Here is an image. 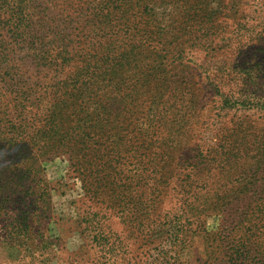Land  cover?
<instances>
[{
    "label": "trees",
    "instance_id": "1",
    "mask_svg": "<svg viewBox=\"0 0 264 264\" xmlns=\"http://www.w3.org/2000/svg\"><path fill=\"white\" fill-rule=\"evenodd\" d=\"M238 4L0 0V148L9 151V165L0 157V215L25 216L16 219L23 233L14 241L26 244L33 215L48 214L43 162L59 155L90 199L115 204L120 215H152L157 202L172 197L183 215L216 210L222 199L220 209L233 205L237 214L245 201L264 218V182L227 189L229 199L219 196L224 184L213 185L246 140L244 120L216 147L185 157L199 106L190 55L223 40L224 28L235 24L230 16L244 27L232 12ZM261 29L256 38L264 46V19ZM248 68L236 65L231 74L242 80L241 94L224 95L222 108L258 101L250 90L259 75ZM241 172L264 174L257 165ZM181 232L170 235L175 243L184 241Z\"/></svg>",
    "mask_w": 264,
    "mask_h": 264
},
{
    "label": "rangeland",
    "instance_id": "2",
    "mask_svg": "<svg viewBox=\"0 0 264 264\" xmlns=\"http://www.w3.org/2000/svg\"><path fill=\"white\" fill-rule=\"evenodd\" d=\"M228 1H238L232 12L243 19L244 27H237L230 16L227 23L235 24L224 28L223 40L206 45V50L195 49L190 55L188 66L194 73L199 106L193 117L190 151L185 155H197L195 149L205 146L216 147L235 121L244 120L246 140L239 146L235 161L226 163L223 178L216 177L213 183L224 184L218 192L227 199V189L251 184L258 187L264 182V174L241 172L257 165L264 173V153L260 152H264V46L256 38L262 30L264 0ZM255 57L262 66L252 63ZM236 65L259 75L253 82L259 83L250 90L258 101L245 109L222 108L224 95L238 98L241 94L243 82L231 74ZM211 142L215 145L209 146ZM259 160L262 162L258 164ZM43 166L49 181L48 214L33 215V235L26 244L13 240L23 233L16 219L25 216L0 215V264H264L263 212H253L245 201L237 203V214L230 211L233 205L220 209L222 201L225 203L220 199L216 210L183 215L180 202L164 197L152 215H120L111 209L115 204L108 207L89 198L64 155L43 162ZM174 228L184 233L182 243L170 237Z\"/></svg>",
    "mask_w": 264,
    "mask_h": 264
},
{
    "label": "clouds",
    "instance_id": "3",
    "mask_svg": "<svg viewBox=\"0 0 264 264\" xmlns=\"http://www.w3.org/2000/svg\"><path fill=\"white\" fill-rule=\"evenodd\" d=\"M8 155L9 151L7 150V148H0V157L4 158L5 165H9V159H7Z\"/></svg>",
    "mask_w": 264,
    "mask_h": 264
}]
</instances>
